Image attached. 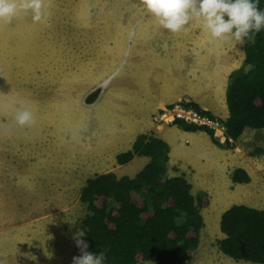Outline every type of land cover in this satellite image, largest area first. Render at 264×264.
I'll return each mask as SVG.
<instances>
[{
    "label": "rangeland",
    "instance_id": "374dc122",
    "mask_svg": "<svg viewBox=\"0 0 264 264\" xmlns=\"http://www.w3.org/2000/svg\"><path fill=\"white\" fill-rule=\"evenodd\" d=\"M51 7L56 12L50 13V24L63 23L59 27L44 26L43 31L50 29L60 39L75 35V56L70 61L61 59L64 65L58 64L54 77H43L45 69L51 71L47 67L49 63L45 62L42 72L40 69L28 72L24 87L33 100L28 107L34 112L36 123L22 128L13 120L9 130L1 134L0 259L6 258L7 264H73V257L81 255L74 237L82 231L81 220L87 210L79 200V193L86 179L99 173L90 172L88 159L78 147L73 150V145L84 144L92 134L94 118H107L115 111L112 106L116 103V88L123 83L117 63L118 40L126 36L137 18L156 24L141 0H51ZM71 8L76 10L72 14ZM69 23L74 24L73 30H69ZM6 30V25L0 24V31ZM204 34L211 38L207 32ZM162 35L160 32L152 36L158 38L155 46H161ZM3 41L0 33V44ZM223 45L233 51V59L239 67L243 60L242 44ZM46 47L53 52L52 45L46 44ZM41 53V48H37L34 55L39 57ZM11 56L9 51L0 48V61L7 64H0V68L10 71ZM162 58L166 68L161 78L169 73L167 69L172 64ZM154 64L156 75L164 67L163 61L156 57ZM207 64L214 62L207 60ZM155 79L158 80L157 76L150 79L151 87L157 86ZM140 83L142 80L135 85L139 87ZM15 84L16 80L8 81L9 86ZM127 87L131 88V84ZM97 88L107 91L108 96L95 107L87 105L90 103L87 97L92 98L88 95H98ZM118 90L122 94L121 88ZM130 93L124 90V95L131 96ZM88 121V125L84 124ZM263 134L264 129H246L237 140L245 156L252 161V181L227 187L228 199L222 197L226 188L219 184L213 187L215 196L213 193L208 196L205 191L194 193L208 204L200 208L204 225L198 246L191 259L181 264H259L228 257L218 250L216 242L223 236L218 225L223 209L234 203L264 209V168L260 167L264 165V152L254 153L255 148L262 146ZM80 239L88 244L85 234Z\"/></svg>",
    "mask_w": 264,
    "mask_h": 264
},
{
    "label": "crops",
    "instance_id": "0c3cea01",
    "mask_svg": "<svg viewBox=\"0 0 264 264\" xmlns=\"http://www.w3.org/2000/svg\"><path fill=\"white\" fill-rule=\"evenodd\" d=\"M74 11L76 10L73 9L71 14ZM49 12L56 10L50 7ZM135 21L128 28L135 31L133 38L127 37L128 32L118 40L117 63L123 74V83L121 87L116 88V103L112 106L115 111L107 118H94L95 129L92 134L84 144H74L73 150L78 147L79 152L82 151L83 156L88 159L90 172L100 174L112 171L117 177H133L148 161V157L134 155L128 162L118 164L115 156L130 149L137 135L152 134L168 144V175L183 174L191 184L192 194L205 191L208 196L211 193L215 196L216 193L212 190L219 184L220 187L226 188L222 197L226 196L228 199L227 187H235L230 180L231 170L243 168L251 181L254 176L251 175L252 161L245 156L241 145L239 146L237 141H234L235 145L231 147L218 145L204 130H184L175 124H155L151 115L165 104L187 99L196 102L202 109L209 110L220 119H225L228 114L225 103L228 74L238 66L233 59V51L223 47L222 42L205 37L204 30L195 21L186 26V30L175 33V36L156 22L152 25V22L139 21L138 18ZM62 23L58 21L50 24V20L47 24L34 23L31 14H21L10 24H5L6 31H0L5 39L0 48L3 47L13 55L10 68L13 73L4 67L0 68V103H3L0 107L3 110L0 111V140L1 134L8 131L12 125L11 121L14 119L11 117L20 103L23 102L26 107L32 104L33 100L24 87L28 72L37 69L42 72L45 62L49 63L47 67L51 68V74L45 69L43 77H54L58 64L64 65L61 59L74 60L75 35L73 38L60 39L50 29L43 31L44 26L59 27ZM68 27L69 30L75 28L74 24L70 23ZM140 30L142 31L139 32ZM160 32L163 33L160 37L162 44L155 46V40L158 38L152 36ZM46 44L53 46L52 53L48 51ZM37 48L42 50L39 57L34 55ZM210 50L214 53L210 54ZM172 52L177 55L173 56ZM156 57L163 61L164 67L155 75ZM162 57L172 64L167 69L169 75L161 78L160 75L166 68V61ZM207 60H213L214 64L208 65ZM0 64L7 65L4 61H0ZM23 75L24 78L21 77ZM156 76L157 86L151 87L149 81ZM14 80L16 84L9 86L8 81ZM140 80L142 83L138 87L135 84ZM130 84L131 88L127 87ZM97 89L98 95L87 105L95 107L108 96L107 91ZM124 90H129L131 96L124 95ZM84 124L88 125L89 121ZM260 167L264 168V165Z\"/></svg>",
    "mask_w": 264,
    "mask_h": 264
},
{
    "label": "trees",
    "instance_id": "16d2710c",
    "mask_svg": "<svg viewBox=\"0 0 264 264\" xmlns=\"http://www.w3.org/2000/svg\"><path fill=\"white\" fill-rule=\"evenodd\" d=\"M264 10V0H259ZM243 60L228 74L225 88L227 117L219 119L196 102L187 105L210 119L218 120L227 136L237 141L246 129H264V30L256 34L255 43L242 44ZM87 97L93 101L95 93ZM184 130H204L218 145L220 143L205 126L176 120ZM168 144L152 134L137 135L130 149L117 154L116 162L123 164L134 155L146 156L148 161L133 176L117 177L114 172L96 174L86 179L79 200L87 212L81 228L89 252L104 251V264H181L191 259L198 246L204 225L200 208L208 202L192 194L191 184L183 174L168 175ZM264 152L262 146L254 153ZM233 183H247V172L240 167L230 172ZM222 237L218 250L234 260L264 264V209L234 203L219 217Z\"/></svg>",
    "mask_w": 264,
    "mask_h": 264
},
{
    "label": "clouds",
    "instance_id": "9594fccd",
    "mask_svg": "<svg viewBox=\"0 0 264 264\" xmlns=\"http://www.w3.org/2000/svg\"><path fill=\"white\" fill-rule=\"evenodd\" d=\"M146 11L158 26L172 33L186 30L193 21L200 24L209 36L222 43H255L256 34L264 30V10L259 0H141ZM51 0H0V24H10L21 14H31L34 23L47 24ZM135 31L128 33L132 39ZM14 121L20 127H32L36 117L23 102L16 108ZM83 231L74 239L81 255L73 257V264H104L105 252L87 251L88 244L80 239ZM0 264H7L6 258Z\"/></svg>",
    "mask_w": 264,
    "mask_h": 264
},
{
    "label": "built area",
    "instance_id": "2783aa9c",
    "mask_svg": "<svg viewBox=\"0 0 264 264\" xmlns=\"http://www.w3.org/2000/svg\"><path fill=\"white\" fill-rule=\"evenodd\" d=\"M187 101V99H178L161 106L152 114V122L155 124H174L176 120H181L188 124L209 128L220 143L229 142L232 144L234 142L231 137L225 134L224 128L218 120L210 119L201 114L198 110L187 105Z\"/></svg>",
    "mask_w": 264,
    "mask_h": 264
},
{
    "label": "bare ground",
    "instance_id": "6f19581e",
    "mask_svg": "<svg viewBox=\"0 0 264 264\" xmlns=\"http://www.w3.org/2000/svg\"><path fill=\"white\" fill-rule=\"evenodd\" d=\"M192 63H194V62H192ZM113 158V157H112ZM113 161V160H112ZM110 166V165H109ZM108 169V168H107Z\"/></svg>",
    "mask_w": 264,
    "mask_h": 264
}]
</instances>
